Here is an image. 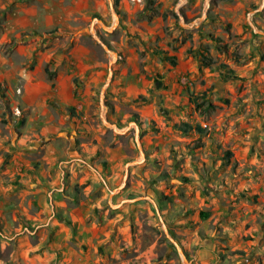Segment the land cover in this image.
Returning <instances> with one entry per match:
<instances>
[{
	"label": "rangeland",
	"instance_id": "obj_1",
	"mask_svg": "<svg viewBox=\"0 0 264 264\" xmlns=\"http://www.w3.org/2000/svg\"><path fill=\"white\" fill-rule=\"evenodd\" d=\"M76 2L0 0V264H264L262 0Z\"/></svg>",
	"mask_w": 264,
	"mask_h": 264
},
{
	"label": "trees",
	"instance_id": "obj_2",
	"mask_svg": "<svg viewBox=\"0 0 264 264\" xmlns=\"http://www.w3.org/2000/svg\"><path fill=\"white\" fill-rule=\"evenodd\" d=\"M210 39L213 41V42H218L220 41V39L218 37H215L213 36L212 34L209 35ZM166 51H161L159 54H165ZM197 60L199 61V70L202 69L203 67L205 66H209L210 64V60H205L206 58V54L203 53V51L199 52V54L197 55ZM165 58V57H164ZM171 60V59H169ZM173 62V61H172ZM216 70L220 76L221 79H237L238 76L236 75V73L231 69L229 68L226 64L224 63H219L216 67ZM157 78V77H156ZM0 97L4 100V101H7V97L5 95V93L0 89ZM135 121L137 123H139L140 121L137 119V117L135 118ZM21 122H24L23 120ZM177 128L179 130H181L183 133H188L190 132L192 129H194L195 131H197L199 134H203L204 132V128H202L200 125H191L187 122H180L177 124ZM230 152L229 151H226V155L229 157L230 156Z\"/></svg>",
	"mask_w": 264,
	"mask_h": 264
},
{
	"label": "crops",
	"instance_id": "obj_3",
	"mask_svg": "<svg viewBox=\"0 0 264 264\" xmlns=\"http://www.w3.org/2000/svg\"><path fill=\"white\" fill-rule=\"evenodd\" d=\"M77 2H78V0H77ZM77 2L74 5L75 8H77V6H78L77 5ZM87 6H88V3H87V1H85L83 8L86 9ZM44 9H46L48 11V13L46 12L47 14H49V12H51V14H53V15L54 14H56V15H62V13H64V11H65V14H68L69 13V11H68L69 8L68 7H63V6L61 7L60 5L59 6L58 5H54L53 7H46ZM29 12L31 13V15H34V16H37L40 13L39 12V9H37L35 7H32V6L29 8ZM98 72L99 73H96V74H99L100 75L101 71H98ZM96 78H97V75H95L94 77H92L90 80L86 79V84L91 83Z\"/></svg>",
	"mask_w": 264,
	"mask_h": 264
},
{
	"label": "water",
	"instance_id": "obj_4",
	"mask_svg": "<svg viewBox=\"0 0 264 264\" xmlns=\"http://www.w3.org/2000/svg\"><path fill=\"white\" fill-rule=\"evenodd\" d=\"M206 3H207V0H206ZM263 3H264V0H262L261 6L258 7L255 11L260 10L261 7L263 6ZM251 26L254 28L255 31L264 34V32H262V31H260V30H258V29H255V27L253 26L252 23H251ZM108 80H109V77H108L107 81H108ZM110 125H111L112 128H115V125H114V124H110ZM132 125L135 127V129H137V128H136V125H135L134 123H133ZM124 131H125V130H122L121 132H124ZM136 140H137V143L139 144L138 139H136ZM138 162H139L138 160H134V161L128 162V163L125 165V171L127 172V169H128V166H129V165H132V164H135V163H138ZM125 178H126V175L123 177V180H122V182L118 185V187H116V188L114 189V191H112V193H117V192L120 191V189H121V188L123 187V185L125 184ZM144 198H146V199H150V198H148V197L139 196V197H135V198H132V199H129V200L136 201V200H140V199H144ZM164 229H165V228H164ZM168 237L171 239V241H173L172 238H171L169 235H168ZM173 243L175 244L174 241H173ZM175 245H176L177 249L180 251V253H182L181 248H180L177 244H175ZM184 259H185V258H184Z\"/></svg>",
	"mask_w": 264,
	"mask_h": 264
}]
</instances>
